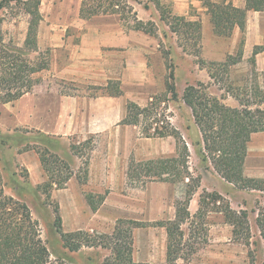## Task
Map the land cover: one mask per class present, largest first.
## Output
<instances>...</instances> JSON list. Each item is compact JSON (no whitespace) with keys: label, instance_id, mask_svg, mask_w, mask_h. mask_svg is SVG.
I'll list each match as a JSON object with an SVG mask.
<instances>
[{"label":"rangeland","instance_id":"1","mask_svg":"<svg viewBox=\"0 0 264 264\" xmlns=\"http://www.w3.org/2000/svg\"><path fill=\"white\" fill-rule=\"evenodd\" d=\"M36 1L0 0L5 7L0 12L5 44L24 46ZM102 1L90 0L89 5L99 8ZM211 1L220 4L226 0ZM112 2L120 4L115 10L124 16L111 11L84 20L79 15L81 0H41L39 49L49 52L50 66L38 75L41 83L32 93L0 105V185L6 195L30 208L40 238L51 253V264H103L111 255L106 236H112L121 221L125 222L123 231L135 226L129 222H138L132 230L135 262L167 264L166 229L152 224L175 218L176 204L185 199L189 184L195 188L189 207L193 224L183 229L193 254L189 261L178 264H264V55L258 66L250 62L251 56L237 61L240 33L233 32L229 38L216 36L204 0ZM176 5L180 13L184 5L189 6H185L189 15L181 17L198 22V32L173 19L178 16ZM137 20L144 23L145 32L134 29ZM256 24L253 19V35ZM118 32L126 37L121 52H126L128 65L122 55L119 59L113 49L104 48L110 54L106 56L108 81L119 82L123 91L118 102L121 107L128 101L147 107L153 97H159L152 113L142 116V125L150 124L152 133L171 126L184 145L174 137L146 138L140 126L114 125L86 138L63 137L54 131L56 94L109 97L94 88L106 86V75L96 63L88 70L99 75V85L79 75L86 71L83 61L96 59L80 57L78 49L84 35L112 38ZM196 54L212 63L210 68L200 66ZM37 57V53L29 55L34 61ZM124 65L128 70L122 88ZM171 74L175 99L166 92ZM190 86H197L200 92L199 118L184 100ZM116 110L118 104H111V111ZM241 122L248 130L259 128L247 143L244 176L252 180L248 182L240 181L235 171L233 180L226 176L232 171L231 163L236 170L240 163L237 157L232 160L235 145L228 136L232 139V126ZM212 140L217 143H210ZM41 154L56 162V179L71 176L64 188H54L49 195L38 189L47 179ZM153 160H163L174 175H142V168L150 169L145 163ZM41 174L43 181L34 185L31 175L40 180ZM87 194L94 195L95 202L105 197L98 211L91 210ZM200 208L203 211L198 216ZM58 217L61 233L73 235L69 244L80 245L77 251L65 246L56 230Z\"/></svg>","mask_w":264,"mask_h":264},{"label":"trees","instance_id":"2","mask_svg":"<svg viewBox=\"0 0 264 264\" xmlns=\"http://www.w3.org/2000/svg\"><path fill=\"white\" fill-rule=\"evenodd\" d=\"M114 0H104L101 2L99 8L90 6V0H82L80 7V18L88 20L94 16L106 13L120 14L124 16V13L115 10L119 9L120 4L112 2ZM122 2V1H120ZM245 9L237 8L232 2L227 0L223 3L217 4L211 0H204V6L208 9L210 14L211 24L213 32L216 36L229 38L232 36L235 28H239L241 32V39L237 51V61L243 59L244 46H245V33H246V20L247 12H264V0H245ZM29 3V2H28ZM41 0H37L34 5L33 12H30L31 21L27 30L26 39L23 47H14L5 44V39L0 25V105L14 103L20 100L27 94L33 92L34 88L41 83V78L38 76L43 71L48 70L50 66L49 52H41L39 49V28L42 22V16L40 14L39 7ZM5 9L4 4L0 2V12ZM175 21H180L185 26H193L195 30L200 29L198 22H191L186 17L174 16ZM175 26V25H174ZM171 25L172 30L175 32V27ZM135 30L144 31V23L137 20ZM147 33V32H146ZM264 52L263 46H256L253 51V55L250 62L255 65L256 56ZM37 53V59L31 60L30 54ZM48 54V55H47ZM197 55V54H196ZM199 58L198 64L202 67L210 68V64L206 60ZM210 77L214 78L213 73L210 71ZM173 75L171 74L166 80V92L171 95V99L177 97L175 85L171 82ZM100 91L103 96L120 97L123 95L122 89L119 87V82L109 81L106 86L94 87ZM114 90V91H112ZM200 92L197 90V86H190L186 88L184 94L185 103L192 109L194 115H197V107H199L197 98ZM159 97H153L152 101L147 107H142L136 102L128 101L126 104V115L120 121V125L140 126L142 134L146 138H165L174 137L178 142L182 143L183 138L179 133L171 126L163 129H156L155 132H151L152 126L150 124L142 125V116L148 117L152 110H154L159 104ZM233 125L234 136L231 139L229 134L228 140H231L235 145V151L232 152V160H236V157L240 159L238 169L233 167V163L230 164V174H226L228 179L233 180L235 172L240 181L248 182L252 181L244 176V162L246 158L247 143L252 132L259 131V128L248 130V128L240 123L239 126ZM91 146L93 139H89ZM216 144L215 140L209 141ZM185 149L186 146H184ZM71 149L75 151L76 146L72 145ZM234 150V149H233ZM242 151V152H241ZM241 152V155L238 156ZM229 158H231V155ZM40 163L44 173L46 174V181L42 186H38V189H42L43 194L49 195V192L54 189H62L65 187L71 176H67L63 180H58L55 177V164L56 162H50L46 156L41 154ZM161 164V166H158ZM145 165L150 169H143V174L148 177L156 176H170L174 175L172 171L163 160H153L146 162ZM146 170V171H144ZM225 174V172H224ZM188 178V177H187ZM191 181V178H188ZM165 182L175 183L174 180L162 178ZM192 182V181H191ZM186 191V197L184 200L178 201L176 204V214L173 220L158 221L152 225L161 226L166 229L168 243H167V264H178L180 260L183 262L189 261L193 254V249L188 245V240L185 239L184 225L193 224L192 215L189 207L194 195L195 188L191 187ZM95 196L92 194L86 195V200L91 210L96 212L104 202L105 197H99V202L94 201ZM202 208L199 209L198 216L202 212ZM245 217V213H244ZM240 218V217H239ZM192 221V222H191ZM261 222V220H258ZM125 222H119L115 228L112 236H106L111 255L104 261L103 264H146L138 263L133 260V237L132 230L138 225V222H129L133 227H128V230L123 231L122 225ZM56 230L61 234L62 239L65 242V246H69L71 250L77 251L80 249V245H75L70 242V238L73 235L64 234L62 231V220L58 217L55 221ZM191 231V229H190ZM89 243V242H88ZM90 244V243H89ZM51 253L40 238V231L38 222L33 217L28 205L20 200L15 199L12 196L6 195L3 187L0 185V264H51Z\"/></svg>","mask_w":264,"mask_h":264},{"label":"crops","instance_id":"3","mask_svg":"<svg viewBox=\"0 0 264 264\" xmlns=\"http://www.w3.org/2000/svg\"><path fill=\"white\" fill-rule=\"evenodd\" d=\"M194 4L195 1H192ZM233 5L240 9H245L246 2L245 0H232ZM82 3V0H81ZM80 3V7H81ZM195 5V4H194ZM182 13L179 12L180 7L176 5L174 8V12L178 16H187L189 15L188 9L185 8ZM189 7V6H186ZM80 14V8H79ZM253 19H257L256 24V34L253 35L251 29L253 27L252 21ZM122 30H120L121 32ZM120 32H118L117 37L106 38V36H90L84 35L82 37L81 43L78 50H81L80 57L83 58H95L96 62H93L92 59L88 61H83L82 65L86 66V71L79 72V75H83V78H88L92 83L99 85V80H97L99 75H95L93 72L89 71L88 68L92 67L93 63L98 65L97 68H100L99 71H104V75H106V80L104 81V85L108 84V80L111 78L107 76L109 69L108 64H106V56L110 55L109 51H105L104 48L113 49V54L118 55L117 57L124 60V64L128 65L126 62L127 54L122 49L126 48V37L120 36ZM234 34L238 35L240 33L239 28L234 29ZM245 46H244V54L243 59H247L250 56L252 57L254 48L256 46L264 45V12H255L248 11L247 12V20H246V33H245ZM78 50H76L78 52ZM120 50V51H119ZM92 53V54H91ZM105 54V55H103ZM264 55V52L258 54L255 58L256 65H259L260 58ZM250 57V58H251ZM103 60V61H101ZM90 65V66H88ZM106 65V66H105ZM128 66H123L122 71L120 72L122 75L121 80L123 81V87L126 82ZM111 73V72H110ZM109 75V74H108ZM55 98V109H54V131L57 135L67 137V136H78L82 138H86L87 136L97 135L104 132H107L114 125H119L120 121L126 115V107H121V104L118 102V98L112 97H95V98H75V96L70 95H57ZM114 102H111V101ZM111 104L115 106L118 104V111H111ZM102 108V109H99ZM123 126V125H122ZM129 126V125H127ZM49 132V131H47ZM51 132V131H50ZM38 169L40 170V165H38ZM34 185H39L43 181V175L41 174V179L33 178L31 175Z\"/></svg>","mask_w":264,"mask_h":264}]
</instances>
